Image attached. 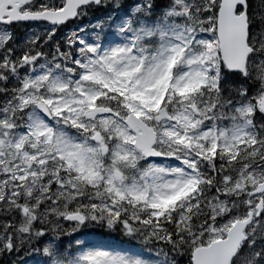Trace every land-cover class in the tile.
<instances>
[{"label": "rangeland", "instance_id": "obj_1", "mask_svg": "<svg viewBox=\"0 0 264 264\" xmlns=\"http://www.w3.org/2000/svg\"><path fill=\"white\" fill-rule=\"evenodd\" d=\"M145 1L151 6L152 0ZM252 2L254 16L260 15L256 19H264V0ZM218 4L168 0L166 21L155 34L147 22L135 25L131 17L112 14L88 23L75 20L57 34L34 26L16 36L0 27V257L13 264H44L27 237L38 215L45 219L54 214L84 247L67 263L49 252L48 264H141L134 247L105 248L86 232L101 221L106 227L118 222L137 243L167 238L169 222L160 220L163 212L156 205L184 186L187 169L198 160L183 155L188 148L213 153L216 148L228 152L231 161L220 172L207 220L198 229L169 234V254L161 253L168 262L163 264H190L187 247L223 239L235 221L254 211L260 196L253 191L264 181V30L249 34L254 52L244 78L257 84L242 99L212 100L196 62L199 49L212 44ZM138 8L139 1L131 13ZM53 36L56 42L49 40ZM170 62L174 70L167 76ZM9 72L17 78L7 84ZM39 101L51 111L50 120L37 111ZM95 106L111 113L86 119L83 112ZM160 107L172 122L155 120ZM129 113L156 130L155 148L173 160H144L123 122ZM125 198L143 203L144 222L138 227L118 220ZM68 211L82 213L85 222L67 224ZM245 234L232 264H264V207ZM172 245L180 246L179 252Z\"/></svg>", "mask_w": 264, "mask_h": 264}, {"label": "trees", "instance_id": "obj_2", "mask_svg": "<svg viewBox=\"0 0 264 264\" xmlns=\"http://www.w3.org/2000/svg\"><path fill=\"white\" fill-rule=\"evenodd\" d=\"M247 6L250 29L254 31L263 30L264 19H256L258 16L257 14L254 16L256 9L252 0H247ZM129 8L130 5L126 3L125 11L128 14ZM165 8V2L162 0H155L149 7L148 15L143 16L144 20L147 21V24L151 26L153 34H155L159 30V27L165 22ZM98 14L100 15V13ZM258 18H260V15ZM135 21L136 20H134V22ZM137 23L138 22L136 21L135 25ZM214 30V21H212V44L206 48H203L202 50L199 49L200 59L196 62V65L202 70L201 76L208 85L207 90L210 92V97L212 100L235 101L237 99H242L251 92L250 90L252 89V86L257 83L251 78H244L239 73H231L224 69L219 58ZM53 38L54 36L49 40H53ZM54 41L55 40H53V42ZM143 42L146 44H154V41L148 39H144ZM8 46L12 47V45ZM173 70L174 67L170 62L166 75L170 76ZM3 73L6 74V71H3ZM5 89L8 90L9 87L5 85ZM248 116L252 118L251 120H253V115ZM252 127L253 125L251 123V128H248L252 130ZM214 151L217 153V155H214L216 153H213L210 150H204L200 152L192 148H188L186 152H184L187 154L183 153V155L188 158L196 157L198 160H195L194 164L191 166V168H189L187 180L181 190L175 195L171 196L164 203L156 205V208L161 209L163 212L160 215V220L165 218L166 220L164 223L169 222V227L167 230L168 234H166L167 238H162L160 240H150L142 243H133L121 231L122 225H119L118 222H115L111 223L110 227H106V223H104V221L97 223L92 229L87 231L86 236L105 248L115 247L129 250L131 247H134L135 250L140 253L141 264H163L168 262L167 258L161 257V253L169 254V249L166 248V246L171 244L170 238L172 237H170V235V238H168V235L173 234L174 232H187L194 230V228H200L207 220V210L210 203V198L219 192L218 184L220 181V172L221 170L222 172L224 171L223 165H227L231 159L228 161V152H222L221 150L218 151L216 148ZM207 155L211 156V158H208ZM120 204H122L121 212L118 211V220H120V222L121 220H124L137 227L140 222H144V213L142 209H140V206L143 204L142 202L138 203L125 198L121 200ZM154 210L156 211V209ZM177 213L180 214L179 218L176 217ZM179 220V225H175V222ZM63 228L64 226L61 225L58 231H46L47 236H49V240L47 238L45 239L46 242L44 243L43 248L32 247L34 250H36V255H44L42 250L50 248V251L58 258V260L63 263H67L68 258L73 256L75 251L77 252L81 250L83 245L78 240V237L76 235H69ZM74 237L75 239H73ZM179 241L181 242V240ZM182 244L183 242L181 245ZM173 246L174 245H172V251L179 252L180 246ZM190 252L191 247H187L186 256L188 258ZM43 258L44 264H48V260L45 255ZM160 258L163 261H161ZM8 259L9 258L5 256L0 257V264L14 263L12 259L10 261H8Z\"/></svg>", "mask_w": 264, "mask_h": 264}, {"label": "water", "instance_id": "obj_3", "mask_svg": "<svg viewBox=\"0 0 264 264\" xmlns=\"http://www.w3.org/2000/svg\"><path fill=\"white\" fill-rule=\"evenodd\" d=\"M25 2V1H23ZM62 9L57 11L45 10L40 13L18 14L14 0H0V22H47L53 25L65 24L73 20L77 15V10L90 2L98 3L99 0H64ZM6 5L13 6L8 13H4L2 8ZM7 14L8 19L2 20ZM215 35L218 43L220 60L228 72H238L245 75L246 62L252 53V48L248 45V22H247V2L246 0H220L215 20ZM37 110L47 119L50 114L47 106L43 102H37ZM111 113L110 109L103 107H92L84 111L83 116L93 119L98 115ZM162 119L172 120L164 108L158 110L157 121ZM125 125L134 133L133 146L140 150L146 160H167L174 156L166 154L154 148L157 134L154 128L138 118L133 113H129L124 119ZM95 140H98L95 137ZM118 177V174H115ZM253 194L264 195V181L257 185ZM256 217L263 209V199H260L255 206ZM253 212L248 211L247 217L237 220L228 229L226 237L215 240L205 246H198L191 252V264H231L240 244L245 240V229L251 223ZM68 219L83 223L80 213L68 215Z\"/></svg>", "mask_w": 264, "mask_h": 264}, {"label": "flooded vegetation", "instance_id": "obj_4", "mask_svg": "<svg viewBox=\"0 0 264 264\" xmlns=\"http://www.w3.org/2000/svg\"><path fill=\"white\" fill-rule=\"evenodd\" d=\"M134 1H137V0H117V1L99 0L98 3L90 2L84 6H81L77 10V15H76L75 20H80V23L94 22V21H99L103 19L104 17L106 18L108 14L116 15V17H119V18H121L122 16L128 17V18L131 17L132 19L134 17V14H131L130 10H129V14L125 11V4L128 3V5H130V3ZM154 1L155 0H152L151 2H154ZM162 1L165 2L166 4L168 3V0H162ZM115 2H117V4ZM64 3H65L64 0H14L13 5L16 6V12L18 14H24V13H40L44 10L57 11L63 7ZM12 9H13V6L6 5L2 8V11L4 13H8ZM98 13H100V15ZM7 19H8V16L7 14H5L2 17V20H7ZM75 20L71 22H74ZM71 22H66V25L67 23L69 24ZM34 26L45 28V29L49 28V29H52L55 33H59V30L63 27L61 25H50L44 22H21V21L9 22V23L0 22L1 28H5L6 30L11 31L16 36H19L22 30L26 28L28 29V27H34ZM16 51L17 49L13 50V52H16ZM12 55H10V57H12ZM8 75L11 80L12 77L10 76V72ZM10 80H8V84ZM27 165L29 167L30 163ZM39 179H50V178L48 177L44 178L43 176H40ZM37 195L40 196L39 193H37ZM54 195L55 193L50 194L49 198H52ZM48 217L50 218L51 215H49ZM58 218L59 217H57L56 219ZM42 220L43 219L39 217L38 215V218L33 223V228H35L34 227L35 223L43 224ZM37 231H43V230L40 229ZM36 236H37L36 230H33L32 233L28 234V242L33 243L37 246L43 244L44 240L35 238Z\"/></svg>", "mask_w": 264, "mask_h": 264}, {"label": "bare ground", "instance_id": "obj_5", "mask_svg": "<svg viewBox=\"0 0 264 264\" xmlns=\"http://www.w3.org/2000/svg\"><path fill=\"white\" fill-rule=\"evenodd\" d=\"M251 1V0H250ZM252 24V23H251Z\"/></svg>", "mask_w": 264, "mask_h": 264}]
</instances>
